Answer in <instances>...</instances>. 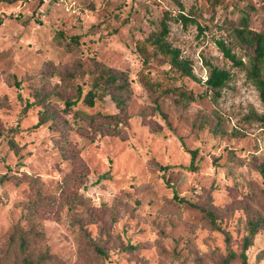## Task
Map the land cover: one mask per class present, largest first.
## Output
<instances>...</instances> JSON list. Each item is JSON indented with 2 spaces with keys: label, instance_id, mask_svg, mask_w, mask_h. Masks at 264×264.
<instances>
[{
  "label": "rangeland",
  "instance_id": "rangeland-1",
  "mask_svg": "<svg viewBox=\"0 0 264 264\" xmlns=\"http://www.w3.org/2000/svg\"><path fill=\"white\" fill-rule=\"evenodd\" d=\"M241 21L264 29V0H0L1 264H24L21 234L35 264H218L240 250L248 219L264 217V126L246 118L263 103L216 40ZM162 22L197 79L150 41ZM211 64L232 71L215 102L204 93ZM188 149L193 170L179 167ZM246 253L264 264V223Z\"/></svg>",
  "mask_w": 264,
  "mask_h": 264
},
{
  "label": "trees",
  "instance_id": "trees-1",
  "mask_svg": "<svg viewBox=\"0 0 264 264\" xmlns=\"http://www.w3.org/2000/svg\"><path fill=\"white\" fill-rule=\"evenodd\" d=\"M184 19H189L186 16H183ZM167 34V25L165 22H162V27L158 31H154L151 34L150 41L155 44L159 51L169 56L170 66L178 72L179 75H187L194 79H197V76L193 72L192 65L189 59L184 58L180 55V49L178 47L172 46L165 38ZM233 36V37H232ZM232 38H235L237 44L242 46L248 54V61L245 62L241 56H238L236 52L233 50L232 46ZM217 47L222 52V55L230 61L231 66L238 67L244 70L246 77L251 80V82L255 85L259 92V97L261 102L263 103V111H256L255 109H251L247 114L246 118L248 120H253L259 122L262 126H264V29L257 30L251 28L247 25L245 21H241L238 25L231 26V34L229 40L226 38H218L216 40ZM104 75L105 83L107 84V88L110 89V85L115 87H119L120 83H116L114 81L115 75L109 72H106ZM232 77V71L230 68L226 66H218L215 64H211L207 71V77L203 81L205 84V94H211V99L215 102L217 97L220 95L221 89L228 83V81ZM14 83L19 85V82L14 78ZM110 86V87H109ZM163 92H174L178 94L180 97H183L187 100H192L195 97V94L189 90L185 89L181 86H164L162 87ZM82 95V89L80 86L77 87V93L73 98L66 97L64 99L66 107H70L76 104ZM113 95L116 100L119 99V96L113 92ZM95 96V92L92 89H89L83 96L89 104H94L93 98ZM30 106V103L26 102L23 107V111H26L27 107ZM113 114H107V117H112ZM51 118V113L46 110H41L39 119L34 125H38L44 120ZM9 143L12 147H14V142L9 140ZM190 153V159L188 164H179V167L185 169H196L198 167L197 163H195V157L197 150L196 149H188ZM173 165L164 164L161 167L164 169H169ZM263 181H264V165L261 164L260 167ZM6 177L5 174L0 175V182ZM170 184V182H168ZM171 185V184H170ZM263 200H264V188L262 190ZM184 200V198H180ZM203 212L207 215L210 220V223L213 227L220 229L218 224L214 219V212L210 208H203L200 206ZM264 223V217L261 215H256L255 217L249 218L247 223V233L243 236L242 242L240 244V250L238 252L234 250H229L227 255L222 257L218 264H228L229 261L238 256L241 259V264H245L247 262V253L246 250L253 243V239L255 234L259 231L260 227ZM228 239V236H225ZM25 242L26 237L24 234L20 235V249L24 253L22 262L24 264H35L34 261L28 259L25 254ZM129 247L135 248V245H130ZM95 250L102 254L106 255L105 250L100 244L95 243ZM45 257H48L47 254H42L37 261L40 262ZM36 261V262H37ZM1 264V263H0Z\"/></svg>",
  "mask_w": 264,
  "mask_h": 264
}]
</instances>
